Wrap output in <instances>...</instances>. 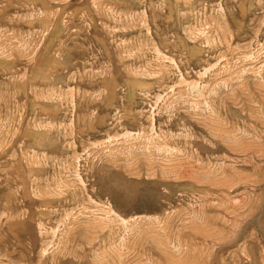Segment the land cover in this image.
<instances>
[{"label": "rangeland", "instance_id": "obj_1", "mask_svg": "<svg viewBox=\"0 0 264 264\" xmlns=\"http://www.w3.org/2000/svg\"><path fill=\"white\" fill-rule=\"evenodd\" d=\"M0 264H264V0H0Z\"/></svg>", "mask_w": 264, "mask_h": 264}]
</instances>
